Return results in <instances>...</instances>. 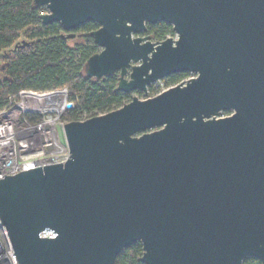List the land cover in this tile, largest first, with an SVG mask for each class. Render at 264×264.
I'll list each match as a JSON object with an SVG mask.
<instances>
[{
  "label": "water",
  "instance_id": "1",
  "mask_svg": "<svg viewBox=\"0 0 264 264\" xmlns=\"http://www.w3.org/2000/svg\"><path fill=\"white\" fill-rule=\"evenodd\" d=\"M33 3L42 24L97 23L84 73L119 91L195 76L65 122L64 162L0 177L17 263L114 264L138 241L145 264L264 263V0ZM157 22L174 35L144 34Z\"/></svg>",
  "mask_w": 264,
  "mask_h": 264
},
{
  "label": "trees",
  "instance_id": "2",
  "mask_svg": "<svg viewBox=\"0 0 264 264\" xmlns=\"http://www.w3.org/2000/svg\"><path fill=\"white\" fill-rule=\"evenodd\" d=\"M44 6L33 0H0V109L18 90L47 91L67 87L76 108L65 113L68 121L78 120L85 112L90 116L105 113L132 98L134 91L116 89V74L95 79L84 73L89 56L99 51L89 32L98 28L87 21L75 30L66 31L58 22L42 24L39 18ZM144 34L158 41L173 36L166 22L148 23ZM74 40L73 44L70 41ZM188 73H175L164 78L166 85L177 83ZM154 87L148 90L153 93ZM227 112H224V114ZM143 249L135 242L124 248L114 264H145L140 260ZM242 264H264L256 257H246Z\"/></svg>",
  "mask_w": 264,
  "mask_h": 264
},
{
  "label": "built area",
  "instance_id": "3",
  "mask_svg": "<svg viewBox=\"0 0 264 264\" xmlns=\"http://www.w3.org/2000/svg\"><path fill=\"white\" fill-rule=\"evenodd\" d=\"M194 76L188 73L178 82ZM158 82L147 86L146 93L142 92L145 97L171 86L164 82L159 85ZM150 85L154 87L153 93L148 90ZM67 103L71 107H66ZM76 104L69 98L67 87L47 91L21 89L10 95L5 106L0 109V175H12L36 166L64 162L69 156L62 132L63 124L68 121L64 114L75 109ZM88 117L90 114L83 112L78 120ZM40 236L52 237L54 232L46 229ZM0 264H18L6 228L1 222Z\"/></svg>",
  "mask_w": 264,
  "mask_h": 264
},
{
  "label": "rangeland",
  "instance_id": "4",
  "mask_svg": "<svg viewBox=\"0 0 264 264\" xmlns=\"http://www.w3.org/2000/svg\"><path fill=\"white\" fill-rule=\"evenodd\" d=\"M45 8V7H44ZM46 11V9L44 10V12ZM73 42H74V40H72V41H70V44H73ZM163 80H164V78L163 79H160L159 81L160 82H158V84L159 85H161V83H163ZM149 93V92H148ZM148 93H147V95H148ZM132 95H135V96H138L139 98H144L145 97V94H138V93H133ZM65 115V114H64Z\"/></svg>",
  "mask_w": 264,
  "mask_h": 264
},
{
  "label": "bare ground",
  "instance_id": "5",
  "mask_svg": "<svg viewBox=\"0 0 264 264\" xmlns=\"http://www.w3.org/2000/svg\"><path fill=\"white\" fill-rule=\"evenodd\" d=\"M0 177H4V176H1V175H0Z\"/></svg>",
  "mask_w": 264,
  "mask_h": 264
},
{
  "label": "flooded vegetation",
  "instance_id": "6",
  "mask_svg": "<svg viewBox=\"0 0 264 264\" xmlns=\"http://www.w3.org/2000/svg\"><path fill=\"white\" fill-rule=\"evenodd\" d=\"M148 35V34H147ZM117 75V74H116ZM118 77V76H117Z\"/></svg>",
  "mask_w": 264,
  "mask_h": 264
}]
</instances>
